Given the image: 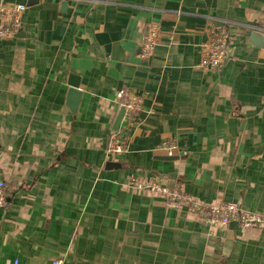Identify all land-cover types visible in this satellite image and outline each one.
I'll return each mask as SVG.
<instances>
[{
  "label": "crops",
  "instance_id": "0c3cea01",
  "mask_svg": "<svg viewBox=\"0 0 264 264\" xmlns=\"http://www.w3.org/2000/svg\"><path fill=\"white\" fill-rule=\"evenodd\" d=\"M1 2L25 11L0 39V264H264L262 232L210 229L126 186L264 216V42L240 27L264 29V0ZM226 22L227 60L204 72L206 30ZM149 25L157 47L142 61ZM119 90L142 108L127 152L107 158Z\"/></svg>",
  "mask_w": 264,
  "mask_h": 264
},
{
  "label": "built area",
  "instance_id": "2783aa9c",
  "mask_svg": "<svg viewBox=\"0 0 264 264\" xmlns=\"http://www.w3.org/2000/svg\"><path fill=\"white\" fill-rule=\"evenodd\" d=\"M25 6L22 4L7 5L0 3V39H14L23 29L22 16ZM229 23L212 25L206 30L207 41L201 46L199 68L204 72L220 71L227 60V50L231 35ZM240 27L248 32H258L264 36V29L247 24ZM158 28L149 25L144 42L140 46L139 58L149 61L157 47ZM118 108L123 109L120 125L116 132H112L106 143L105 156L112 158L127 152L128 135L136 123V117L142 108V98L129 90H119L116 94ZM160 150L167 156H172L174 147L162 146ZM126 186L137 191H145L150 195L161 198L168 208L179 209L186 206L188 215L195 221L206 224L210 229L223 230L230 224L239 229H255L264 234V216L244 210L238 203L208 204L193 200L178 189H170L156 182L144 179L129 178ZM4 184L0 180V205L4 206ZM14 264H17L16 262ZM50 264H63L61 259L52 260Z\"/></svg>",
  "mask_w": 264,
  "mask_h": 264
},
{
  "label": "water",
  "instance_id": "95a60500",
  "mask_svg": "<svg viewBox=\"0 0 264 264\" xmlns=\"http://www.w3.org/2000/svg\"><path fill=\"white\" fill-rule=\"evenodd\" d=\"M250 36H253V33H256V32H248ZM258 33V32H257ZM261 36H262V40L264 42V36L259 33ZM79 97V92L77 91V86L76 84H70V90H69V108L74 111L75 110V107H76V102H77V98ZM122 114H123V109L120 108L119 110V113L116 117V120H115V123H114V129L118 127L120 121H121V118H122Z\"/></svg>",
  "mask_w": 264,
  "mask_h": 264
}]
</instances>
